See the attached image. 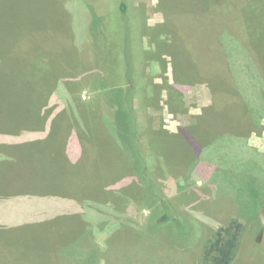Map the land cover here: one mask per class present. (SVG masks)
Returning <instances> with one entry per match:
<instances>
[{"label": "rangeland", "instance_id": "obj_1", "mask_svg": "<svg viewBox=\"0 0 264 264\" xmlns=\"http://www.w3.org/2000/svg\"><path fill=\"white\" fill-rule=\"evenodd\" d=\"M54 1L0 0V264H197L194 243L203 241L230 217L247 225L232 264H264V110L253 83L250 87L241 83L237 89L246 103L240 116L256 120L258 131L234 119L232 89L222 103L203 112L213 96L205 80L180 87L183 106L175 110L166 88L173 83L177 66L172 65L167 49L158 55L149 51L157 47L153 35L159 40L166 36L157 28L165 23L168 9L174 13V25L181 20V32L174 30V35L163 23L168 37L177 39L184 32L183 37L191 41L182 64L198 70L213 68L208 55L216 34L208 23L212 18L206 13L209 0H168L166 5L160 0H127L137 66L133 104L139 127L162 128L185 139L180 143L182 136L170 137L173 150L158 154L149 152L150 138L142 131L137 136L140 145L134 149L130 136L114 121L88 108L83 114L86 105L102 99L103 91L106 94V82L114 74L110 48L100 50L107 52L97 67L104 76L85 62L76 65V71L69 67L66 61H73L76 51L67 53L54 46L60 43L56 32L68 31V21L62 19L59 7L53 8ZM89 1L65 4L77 34L75 45L87 41L84 28L91 25L92 17L85 14ZM114 3L108 1L110 18ZM122 55L118 60L125 66ZM26 57L31 68L19 71ZM38 57H42L40 63ZM219 65L226 69L223 62ZM220 79L229 85L227 78ZM118 84L117 80L113 83ZM154 85L161 90L156 91ZM149 95L157 97L156 102L145 100ZM193 124L189 135L184 130ZM228 127L231 143L222 141ZM162 141L156 136L151 146ZM138 149L147 158L153 180L135 174L132 158ZM152 188L158 189L157 194L165 193L172 211L181 215L180 222L171 223L167 231L190 229L187 234L171 235L172 245L153 242L158 250L144 245L136 232L158 214L156 207L154 211L147 206L151 198L147 191ZM50 221L73 227L67 235L75 240L79 237L78 242L58 240L43 225ZM107 251L108 259L103 257Z\"/></svg>", "mask_w": 264, "mask_h": 264}, {"label": "trees", "instance_id": "obj_2", "mask_svg": "<svg viewBox=\"0 0 264 264\" xmlns=\"http://www.w3.org/2000/svg\"><path fill=\"white\" fill-rule=\"evenodd\" d=\"M67 1L68 0H55L52 3L54 9H58L59 7L60 10H62L64 14L62 19H66L68 21V27H66V31L68 30L67 32H64L63 34L56 32V35L58 34L56 37L60 39L54 38L58 39L60 43L58 45L55 43L54 46H58L57 50H64V52L67 53L75 49L74 51H76L75 55L77 57H74V60L71 62L66 61V63L69 64V67L73 66L74 71L77 69L76 65H82L83 62H85L87 65L91 64L92 68L100 73L97 67L106 60L105 54L107 53H103L100 50H103L104 48L107 49L109 45L110 54H108L110 55L109 57L112 58V68L115 74L111 75V80L108 79L106 82L108 89L106 94L105 91L101 93L103 94V100L100 99V97L96 98L94 100V104L86 105V107H84L83 114L88 108L90 112L93 111L96 114L100 112L102 115H104L106 120L108 119L114 121L120 126L124 133L130 136L134 144V149L135 146L137 147V145H140L137 139V136H139V131H142V135L144 137L147 136V138H150V140H147V145H149L148 150L149 152H154V154H158L166 150H173L171 148L172 146L168 144L169 138L172 136H182L180 137V143H184V136L180 133H167L162 128L159 130L148 129L152 134L151 136L154 135V137L151 138L148 130H142L141 127H139V122L137 121V112L133 104L134 97L136 96L134 74L136 72L137 66L134 61V38L132 37V24L131 18L129 17V5L127 0H116V3L113 4V7L116 5L114 7L115 11H113L114 16L111 18L109 15L111 10L108 8L109 0H90L88 2V7L85 9V11L88 9V11L85 12L87 16L89 14L90 17L92 14V17H90L89 20L91 25L89 24L87 29L86 24V27L84 28L85 36L88 30L87 36L85 37V40L87 41L85 44H83V42H79L77 45H75L74 40L75 32H73V30H75V28L71 21V13H69L70 11L65 7ZM167 1L168 0H160V4L166 5ZM209 2L210 7L206 9V13L208 16L211 15L212 18H210L208 23L211 24V30L216 34V37L210 40L208 55L211 57L209 62L214 66L213 68H210L209 66L208 70H198L184 66L185 63L182 57L185 55L186 50L191 46V41L189 39L188 43L186 36L183 37V35H185L184 32L182 33L183 35L179 34L177 39L175 38L176 36L171 38L168 37V30L166 28L163 30V27L166 23L169 30L171 27L170 33L172 35H174L177 31L181 32L179 29L181 28V20L174 25L172 18V14L174 13H169L168 9H166L167 12L165 11L166 13H164V17L166 19L165 23L162 21L161 24L159 23V25H161L159 30L157 28V31H163L164 35L166 34V36L163 35L164 37L162 40H159L160 38L156 37L157 35H153V39L157 42V47L149 51H152L158 55L157 52L159 50L163 49L162 51H164L167 49V52H169L171 57L172 65L177 66L174 81L166 88L169 104L175 108V110H182L183 106L182 100L180 99V87L185 86V84L188 85L192 82L195 83L199 80H205L211 88L213 96L212 102L209 106L203 109V112L207 108L216 106L217 103H222L223 99L227 98L229 91L232 89L233 95L230 97V101L233 109L234 119L238 118L240 125L241 123L245 122L249 125H254V128L257 130L259 123L256 120L250 119L249 121H246L242 118V115L240 116L243 108L245 109L246 107V103L242 93L237 89V85H241L242 83L250 87V84L253 83L252 87L256 90L258 97L264 104V67H257V64L260 63L264 65V0H209ZM76 9L77 7L73 8V10ZM95 15L98 17L94 18ZM53 16H56V18L58 17L56 14ZM117 18H120L123 21L120 20L119 22ZM173 26L176 29H174ZM174 30H176V32H174ZM53 34L55 35V33ZM76 35L77 34L75 33V37H77ZM136 41L139 42L137 39ZM72 42V45H75V47L70 45ZM122 54L125 58V66L118 60ZM41 58L38 57L37 63L41 62ZM115 59L117 62H115ZM28 60V57L23 60L20 65L21 70L19 69V71L27 72V69L31 68L30 61ZM182 62L184 64H182ZM222 62L225 64L226 69L219 65V63ZM160 64L162 65L164 63L160 62ZM37 67H39V65H36L35 70H37ZM221 70L224 72V74ZM16 71L17 69L15 72ZM101 73V75H105L103 74L105 72L101 71ZM220 77L227 78L229 85H225ZM241 77H243V79H241ZM0 78H2L1 75ZM116 80L119 82L117 86L113 85ZM154 86L156 91L161 90V87H158V85ZM17 91L20 92L19 88H17ZM156 91H151L154 93L152 96H157L158 93H156ZM109 93L110 95L108 96ZM150 98L151 95L147 96V99L145 100L156 102L157 97ZM100 100L103 101L102 104L100 103ZM263 104L261 109L264 110ZM261 116H264V111L261 112ZM234 127V130L237 132V126L234 125ZM193 128L194 124L191 127H186L184 131H186L187 134L189 133V135H192L191 130H193ZM230 133L232 132L228 127L226 129L225 135L222 138V141L229 143L233 142L230 140ZM226 134L228 138L226 137ZM156 136L163 138V141L160 145L151 146L153 143H156L154 142ZM207 145L209 146L210 142L207 143ZM202 146H205V144ZM133 152L134 155L132 159L133 163H135V174L137 177H139L140 174H143L145 178L153 180L154 173L152 174L153 171L148 168L149 165L146 160L147 158L144 157L142 150L138 149V151L136 150V152ZM170 157L172 158L173 155ZM152 167L154 169V166ZM146 174H148V176H146ZM157 183L158 182L154 184L157 186ZM156 190H153L152 188L147 191V194L151 197L147 206L153 210L156 207L158 214H156L154 220L153 218L149 217V221L147 223L148 225H141L140 230H136V232L140 237V241L143 242L144 245H147L150 249L154 248L158 250L157 248L153 247V242H159V240H163L166 243L165 245H172L171 235L187 234L189 233L190 229L189 227L188 229H186L187 227H182L181 229L175 227V230L170 229L171 232L167 231L166 228L171 223L175 225L177 222H180L179 219L182 218L180 217V214L174 213L172 211L170 205L166 202V194H157L155 192ZM182 211H184V209H182ZM50 222H52L53 225H50ZM50 222H44L43 225H47L46 230H53L54 234L59 238L58 240L78 242L79 237L75 240L68 237L67 235V233L70 231V229H73V227L60 222ZM187 225L190 226L189 224ZM57 227H59L58 230L56 229ZM246 229V223H243L237 217H230L226 223L220 224L216 228L212 229L209 236H206L203 241L200 239V242L197 241L194 243L196 245L193 249L197 248L195 252L196 254L199 253L197 264H232L240 249ZM159 230L160 232H158ZM75 232L76 231L74 230V233ZM86 237L88 240L91 238V236ZM107 237V243H109L112 240H110L111 235H108ZM179 244L181 245L182 243L179 242ZM84 247H88L89 250H95V248L92 249L90 244L87 245L84 243ZM159 249H163V247H160ZM176 252L185 253L184 251L178 250ZM108 254L109 251L105 252L103 257L107 258Z\"/></svg>", "mask_w": 264, "mask_h": 264}]
</instances>
